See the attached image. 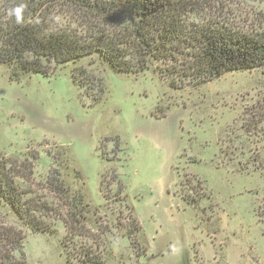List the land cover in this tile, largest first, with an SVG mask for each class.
I'll return each instance as SVG.
<instances>
[{
  "label": "rangeland",
  "instance_id": "obj_1",
  "mask_svg": "<svg viewBox=\"0 0 264 264\" xmlns=\"http://www.w3.org/2000/svg\"><path fill=\"white\" fill-rule=\"evenodd\" d=\"M209 9L264 36V0H204L198 14ZM96 59L21 82L0 66V164L28 173L18 185L62 217L48 177L58 173L73 190L83 184L95 210L87 229L112 243L115 264H264V70L172 89L153 69L124 76ZM80 71L87 86L73 82ZM127 206L147 263L125 234ZM4 213L0 220L13 224ZM46 222L58 237L20 232L26 264H65L62 224Z\"/></svg>",
  "mask_w": 264,
  "mask_h": 264
},
{
  "label": "trees",
  "instance_id": "obj_2",
  "mask_svg": "<svg viewBox=\"0 0 264 264\" xmlns=\"http://www.w3.org/2000/svg\"><path fill=\"white\" fill-rule=\"evenodd\" d=\"M203 1L26 0L24 23L17 25L8 18L7 10L20 0H0V66L10 71L11 81L21 82L30 76H51L52 65L76 67L93 54L111 71L124 76L153 69L172 89L184 84L199 87L229 72L264 70V36L236 28L226 18L215 16L212 9L201 17L198 13ZM58 17L65 23L56 25ZM83 73L73 75V82L87 86L90 80ZM98 82L101 92L102 82ZM5 164H0V207L14 225L0 220V264H26V237L21 231L58 237L57 226L52 228L46 222L50 216L61 222L65 231L59 240L65 264H115L112 243L99 239L101 228L95 218L88 221L98 238L87 229V215L95 210L84 200L83 184L73 190L58 173L48 177V190L65 211L62 217L39 197H28L18 185L16 179L28 180V173L14 171L13 165L6 170ZM111 178L113 185L115 176ZM76 179H83L79 170ZM126 208L125 234L135 259L144 258L147 263L148 247L138 248L134 239L141 227L130 210L133 207Z\"/></svg>",
  "mask_w": 264,
  "mask_h": 264
},
{
  "label": "clouds",
  "instance_id": "obj_3",
  "mask_svg": "<svg viewBox=\"0 0 264 264\" xmlns=\"http://www.w3.org/2000/svg\"><path fill=\"white\" fill-rule=\"evenodd\" d=\"M27 10L26 0H20L19 3L14 4L7 10V16L9 19H13L17 25L24 23V13Z\"/></svg>",
  "mask_w": 264,
  "mask_h": 264
}]
</instances>
